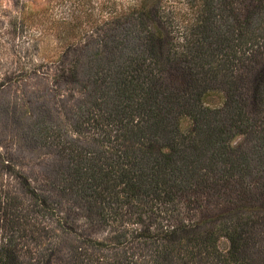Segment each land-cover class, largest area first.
<instances>
[{"label":"rangeland","instance_id":"374dc122","mask_svg":"<svg viewBox=\"0 0 264 264\" xmlns=\"http://www.w3.org/2000/svg\"><path fill=\"white\" fill-rule=\"evenodd\" d=\"M224 1L231 15L239 19L262 5L258 0ZM137 2L0 0V195L5 201L0 208V253L17 241L11 253L14 264H205V254L195 250L193 256L188 248L165 263L164 257L172 249L166 240L176 245L187 236L201 242L212 233L225 231L236 218L243 228L240 250L232 252L230 242L221 240L218 260L208 257L207 264H230L223 263L227 259L232 264H264L262 228L257 229L256 237L251 235V221L258 223L264 212L257 211L261 203L245 190L254 189L264 174L251 182L239 176L245 158L264 159V94L259 105L251 100L258 80L264 78L263 72L259 75L264 71V40L247 45L251 47L246 56L240 54L234 71L228 65L223 69L226 72L217 81L228 82L227 90L232 93L207 97L198 106L205 116L220 114L230 95L232 106L242 109L243 119L254 121L257 129L252 137L238 135L231 142L233 152L238 153L230 161L223 166L213 161L215 168L222 166L221 181H214L218 184L215 191L208 186L196 195L201 209L197 202L180 196L173 203L148 200L122 206L117 199L97 201L93 193L83 191L84 183L100 167L104 172L107 168L125 171L122 154L132 158L149 154L147 149L155 138L130 125L133 117L135 122L138 116V120L148 117L159 101L155 97L166 87L174 85V92L186 88L166 62L153 65L144 87L141 80L134 79L148 67L146 59L155 48L143 51L136 47L140 38L149 39L153 26L140 30V23L138 26L133 19L139 4L160 2V18L167 19L172 11L184 14L188 1ZM164 19L158 23L168 32L166 49L172 44L178 49L185 42L183 28L175 25L171 30ZM261 28L264 33V26ZM122 41L131 49L123 58L113 54ZM255 51L258 54L252 56ZM181 76L190 79V74ZM123 88L133 90L122 104L117 94ZM140 89L147 93L141 95ZM175 95L179 111L191 107L188 94L186 98L183 93ZM186 131L190 132V126ZM141 135L148 139L145 144L137 141ZM198 171L212 172L204 164ZM237 206L238 212H233Z\"/></svg>","mask_w":264,"mask_h":264},{"label":"trees","instance_id":"16d2710c","mask_svg":"<svg viewBox=\"0 0 264 264\" xmlns=\"http://www.w3.org/2000/svg\"><path fill=\"white\" fill-rule=\"evenodd\" d=\"M137 1L139 2L140 0ZM186 1H188V4H186L187 11L184 14L180 13V11L179 13L172 11L168 13L170 17L167 19H164L165 17L160 18L162 17V9L159 8V5L162 1L150 5L148 3H145V5L139 4L140 11L138 12L137 18L133 20L135 23L137 22L138 26L140 23V30H144L147 26L151 25L153 26V31L149 39L144 40L140 38L136 47L142 48V50L146 48H155V50L152 49V53L150 54L152 57L148 55L149 58L146 59L150 61L148 67L139 76L134 77V79L141 80L144 87L146 77L152 76L150 72L153 69V65H159L162 62L169 63L170 68L176 72L175 74L182 77L181 82L186 84V88L194 91V94L191 93L189 95L185 87L181 91L176 90L177 93H183L185 98L188 94V105H191V107L189 109L184 108V111H179L178 97L175 95L174 85H171L155 97V99L157 98L161 102L159 103L158 101L156 105L151 106L152 108L149 116L146 117L147 119L143 118L138 120V116L135 122V117H133L134 120L130 125L134 124V126L137 125L141 130L151 132L155 140L152 139V143L147 149L149 154L146 153L142 157L136 154L132 158L129 155L125 156L122 154V159L127 165L125 171H113L107 168L104 172L103 167H100L97 173L99 177H96L97 174L95 176L91 175V178L84 183L87 187L83 191L93 193L97 201L100 198L104 201L117 199V202L124 206L126 204H133L134 201L145 203L148 200L163 201L165 203L171 201L173 203L172 200L180 196L188 198L190 203L197 202V207L201 209L199 205L200 200H196V195L200 194L203 189L206 190L208 186H211L215 191L218 184H215L216 182L214 181H221L219 179V173L225 161L229 160L233 153H238L237 150L233 152L231 142L238 135L246 134L252 137V132L257 130L254 128V121L251 119L245 121L243 119L242 109L236 110L232 106L234 105V98H231L232 96L230 95L226 100L227 107L220 114L212 112L209 116H205V112H200L198 106L202 104V101L205 102L207 97L214 98L215 95L221 96L224 92H226V95L232 93L227 90L229 88L228 82L217 80L221 78V74L223 76L226 72L223 69L227 65L234 71V66L236 61L239 60L238 57H240V54L243 53L246 56V50L251 47L248 48L247 45H251L253 42L259 43L261 40H264V33L261 28L264 26V0H258L257 3H261L262 5L253 7L244 19H239V17L231 15L229 5L224 0ZM162 19L165 20L171 30L175 25L179 28L182 26L185 42H182L178 49L174 44L166 49V42H168L169 36L167 35V30L158 23V20L160 21ZM115 50L118 53L116 54L113 51V54L122 58L126 57L129 51H131V49H127V44H124L123 41ZM257 54L258 51H255L252 53V56ZM141 55L144 54L141 53ZM260 57L261 55L259 54ZM106 67L109 66L106 64ZM108 69L111 70L110 67ZM144 72L146 74H143ZM262 72L264 74V71H261L259 75H262ZM186 73L190 74V79L185 77L186 80H184L185 78L181 74ZM261 81L264 82V78L258 80L257 88L254 89L255 91L251 96L254 105H259L261 94H264V87L261 86ZM217 82L218 85H216ZM132 90L133 88H123L118 92L117 97L120 98L122 104L130 97L131 94H127L128 92L132 93ZM140 90H143L141 95L147 93L144 89ZM159 96L160 99H158ZM126 106L133 107L132 105ZM113 107L118 108L119 105H114ZM181 112H184L186 116ZM189 126L190 132H187L186 130ZM137 141L145 144L148 139L144 135H141ZM140 150L144 149L140 148ZM193 160L194 167L191 168ZM215 160L222 162V166L215 168L213 166V161ZM201 164L211 166L212 172L203 174L198 171V166ZM118 172L121 174H118ZM263 174L264 159L257 160L255 156L245 158L244 164L241 170H239V176L242 181L249 180L251 182L252 179L262 178ZM162 177L164 179L160 180ZM260 181H256L257 186L254 189L245 190L249 196L253 195L257 198V200L253 198V201H259L261 203L256 208L257 211L259 210V213H263L264 180ZM216 197L219 196L216 194ZM3 205H5V201H3V197L0 195V208ZM239 208V206L234 207L233 212H238ZM223 213L229 215L227 212ZM206 221L203 220L202 223ZM214 222L217 223L218 220ZM251 222L253 223L251 235L256 237L259 234L257 229L260 227L262 228L261 232L264 233V216H262V219L258 223ZM242 231L241 222L233 218L232 225L225 229V231L221 230L220 232L212 233V235L200 239L201 242H199V239H188L187 236H184L175 245L173 241L166 240L163 236L166 241L172 244L170 246L172 249L170 250L168 248L171 252L164 257V262H170L169 259L174 257V253L179 252L183 248H188L192 252L191 254L195 250L196 252L199 251L201 254H205L204 260L207 263H209V259H206L208 257L213 261H217V254L219 253L217 247L221 243V240L230 242L232 252L240 250V240L243 239L240 235ZM172 234L175 235V233ZM10 244L11 246L8 248L1 250L0 264H14L11 253L18 243L17 241H12ZM242 254L240 255L242 256ZM243 261L246 262V259ZM227 262L232 264L233 261L231 262V260L228 261L227 259L223 263ZM207 263L205 262V264ZM211 264L213 263L211 262Z\"/></svg>","mask_w":264,"mask_h":264}]
</instances>
